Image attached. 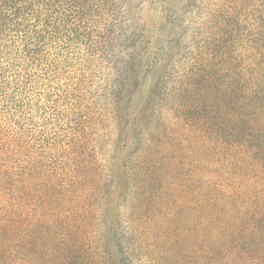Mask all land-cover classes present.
Instances as JSON below:
<instances>
[{"label": "trees", "instance_id": "16d2710c", "mask_svg": "<svg viewBox=\"0 0 264 264\" xmlns=\"http://www.w3.org/2000/svg\"><path fill=\"white\" fill-rule=\"evenodd\" d=\"M160 1L0 0V264H264V0Z\"/></svg>", "mask_w": 264, "mask_h": 264}, {"label": "rangeland", "instance_id": "374dc122", "mask_svg": "<svg viewBox=\"0 0 264 264\" xmlns=\"http://www.w3.org/2000/svg\"><path fill=\"white\" fill-rule=\"evenodd\" d=\"M201 3H203L201 1ZM161 5L163 3L158 0V3L153 7L148 9L147 11L142 13V17L144 18V21H146V28H147V34H149V37L152 42V50H157L158 48L162 47L163 45H166L169 40L174 39L178 33V30L175 29H166L165 32H161L157 30V25H160V21H164L161 13ZM165 5L171 9L172 15L177 16L179 18V21H182L181 24L187 23L188 21H194L195 19V8L200 6V0H166ZM175 33L173 34V32ZM172 32V33H171ZM48 113V111H47ZM49 114V113H48ZM45 113H41L40 117L44 116ZM52 115V114H50ZM27 118L29 121L25 124L30 129H34L37 131L42 132V134L49 133L50 131H53V124L54 121L58 122L59 119H55L53 121L49 120L48 118H43L44 121H40V119H36L33 115H28ZM59 126H62L61 129H65V126L59 124ZM54 133V132H52ZM98 134V133H97ZM103 135V133H102ZM96 137L95 139H97ZM99 141V140H98ZM137 254V253H136ZM136 260H133L134 263L132 264H153L151 259H142L138 256H135ZM138 259V260H137Z\"/></svg>", "mask_w": 264, "mask_h": 264}]
</instances>
